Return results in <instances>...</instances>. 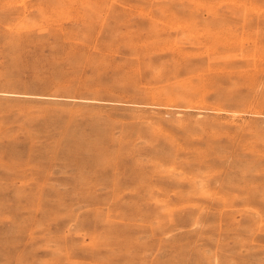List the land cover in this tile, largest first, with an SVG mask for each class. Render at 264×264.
<instances>
[{"label": "rangeland", "instance_id": "obj_1", "mask_svg": "<svg viewBox=\"0 0 264 264\" xmlns=\"http://www.w3.org/2000/svg\"><path fill=\"white\" fill-rule=\"evenodd\" d=\"M0 264H264V0H0Z\"/></svg>", "mask_w": 264, "mask_h": 264}, {"label": "bare ground", "instance_id": "obj_2", "mask_svg": "<svg viewBox=\"0 0 264 264\" xmlns=\"http://www.w3.org/2000/svg\"><path fill=\"white\" fill-rule=\"evenodd\" d=\"M140 53V52H139ZM142 61V60H141ZM129 76V75H128ZM98 90V89H97ZM249 167V166H248ZM243 169H244V167H243ZM249 172V171H248ZM197 173V172H196ZM239 176V175H238ZM239 179V178H238ZM239 190V189H238Z\"/></svg>", "mask_w": 264, "mask_h": 264}]
</instances>
